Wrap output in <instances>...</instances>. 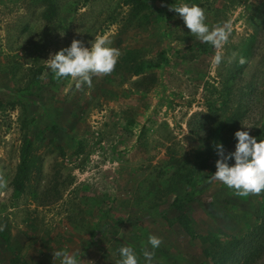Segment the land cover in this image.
Instances as JSON below:
<instances>
[{"label":"rangeland","instance_id":"1","mask_svg":"<svg viewBox=\"0 0 264 264\" xmlns=\"http://www.w3.org/2000/svg\"><path fill=\"white\" fill-rule=\"evenodd\" d=\"M185 3L204 9L210 29L231 26L219 67L218 50L169 10ZM100 36L121 52L114 72L93 77L91 88L53 78L50 54ZM144 61L158 67L132 75ZM228 91L233 102L243 95L247 113L222 135L235 105H220ZM211 111L218 118L205 116ZM263 122L264 0H0V174L8 183L0 190V264H60L58 250L80 264H117L122 246L139 264L145 247L155 251L152 264H211L203 250L259 221V195L241 197L211 179L215 145L232 153L235 132L256 137ZM201 124L210 151L190 135ZM27 139L36 163L16 196ZM175 198L189 234L170 207ZM150 235L162 238L159 248L147 244ZM262 246L253 264H264Z\"/></svg>","mask_w":264,"mask_h":264},{"label":"clouds","instance_id":"2","mask_svg":"<svg viewBox=\"0 0 264 264\" xmlns=\"http://www.w3.org/2000/svg\"><path fill=\"white\" fill-rule=\"evenodd\" d=\"M169 10L179 14L192 35L218 50L213 57V64L219 67L224 59L222 49L229 41L231 26L218 24L210 29L205 23L204 9L195 4L171 6ZM110 44V39L105 36L96 38L90 47H85L80 40H73L69 47L50 54L46 60V68L57 81L71 79L76 82L77 88L85 85L91 88L93 77L107 76L115 71L121 52L109 46ZM239 63L243 65L245 60L240 58ZM234 135L237 140L234 152L226 154L222 144L215 145L219 159L216 161V171L211 179L233 189L238 196H258L264 193V140L257 142L247 131H236ZM229 159H234V165L229 166L227 163ZM7 187L5 177L0 174V190H6ZM162 243V238L155 235H150L147 240V244L153 250L159 248ZM119 254L121 259L117 264H139L132 247L122 246ZM142 254L146 264H152L155 251H149L145 247ZM53 258H59L60 264H80L81 261L76 253L70 254L64 250L55 251Z\"/></svg>","mask_w":264,"mask_h":264},{"label":"trees","instance_id":"3","mask_svg":"<svg viewBox=\"0 0 264 264\" xmlns=\"http://www.w3.org/2000/svg\"><path fill=\"white\" fill-rule=\"evenodd\" d=\"M125 1L128 4L132 2L138 3L140 0ZM47 12V19H51L53 13L55 12L54 7L52 5L48 6ZM157 67V64H153L148 61L138 62L137 64H135V66H133L130 72L132 75L137 76L146 70ZM224 95H226V97L222 99L220 105L226 109L234 107V110L231 111V114L227 117L226 121L222 126L223 128H221L222 135H224L225 130L230 131L231 129H235L236 124L241 121L247 113V110L244 109L245 104H243V95L239 96L238 99L234 102L232 101V96L231 94H229V91ZM230 101L235 103V105L229 107ZM205 116L210 119H216L219 115L217 114V111H211L208 112V114ZM205 133L206 132L202 124L199 125L197 129H190V135L196 139L198 147L200 148L208 146L207 150L210 151V144L205 143L208 142ZM255 138L257 142L264 140V122L257 129ZM209 154L211 153L209 152ZM35 163V158L32 155L31 140L27 139L21 149L20 163L18 165V169L14 177V184L16 185V196L22 194L24 185L26 181H28L31 169L32 167H34ZM183 206V202H180L177 198H175L172 201L170 207L183 213V215H181L177 219V222L179 223V226L184 230V232L189 234L191 233V231L188 226V217L186 216L187 212L183 211ZM256 214L258 216L259 221L245 235H238V237L233 236L230 242L225 246L218 244L216 245V249H214V251L212 252L203 250L202 255L209 259L211 264H253L262 253V245L264 244V193H261L259 195L258 208Z\"/></svg>","mask_w":264,"mask_h":264}]
</instances>
